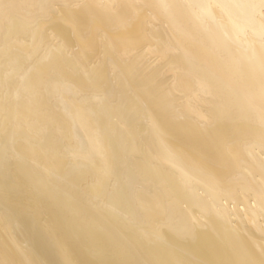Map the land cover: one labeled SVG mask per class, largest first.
<instances>
[{
	"label": "bare ground",
	"instance_id": "bare-ground-1",
	"mask_svg": "<svg viewBox=\"0 0 264 264\" xmlns=\"http://www.w3.org/2000/svg\"><path fill=\"white\" fill-rule=\"evenodd\" d=\"M0 264H264V0H0Z\"/></svg>",
	"mask_w": 264,
	"mask_h": 264
}]
</instances>
